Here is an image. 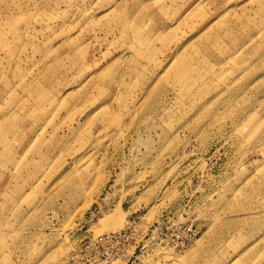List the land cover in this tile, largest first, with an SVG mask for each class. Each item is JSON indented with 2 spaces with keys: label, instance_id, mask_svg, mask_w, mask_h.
<instances>
[{
  "label": "rangeland",
  "instance_id": "1",
  "mask_svg": "<svg viewBox=\"0 0 264 264\" xmlns=\"http://www.w3.org/2000/svg\"><path fill=\"white\" fill-rule=\"evenodd\" d=\"M250 178L264 0H0V264H222L195 239ZM128 219L129 242L95 240ZM155 221L195 237L133 252Z\"/></svg>",
  "mask_w": 264,
  "mask_h": 264
},
{
  "label": "crops",
  "instance_id": "2",
  "mask_svg": "<svg viewBox=\"0 0 264 264\" xmlns=\"http://www.w3.org/2000/svg\"><path fill=\"white\" fill-rule=\"evenodd\" d=\"M222 204L223 211L217 214V221L213 224L209 222L205 231L195 240L200 239L206 231H209L207 235L215 233L212 238L213 243H216L214 249L226 251L230 255L222 264H231L237 259L238 264H248L247 258L245 261L242 259L244 252H264V180L250 178L238 181L229 196H223ZM229 206L231 213L226 212ZM120 208L122 209L121 205ZM263 262L258 264H264Z\"/></svg>",
  "mask_w": 264,
  "mask_h": 264
},
{
  "label": "built area",
  "instance_id": "3",
  "mask_svg": "<svg viewBox=\"0 0 264 264\" xmlns=\"http://www.w3.org/2000/svg\"><path fill=\"white\" fill-rule=\"evenodd\" d=\"M136 222L132 219H128L124 226L117 231H110L107 233L99 234L95 237V240L100 242L115 241L120 242L122 245L125 242H129L134 235V229ZM196 231H191L182 234L179 232V226L177 223L173 224V227L162 229L159 222L155 221L150 224L148 229L142 237L145 236L142 242H138L133 252L137 250L138 254L147 255L148 252L158 251L159 254H177L186 249L195 237Z\"/></svg>",
  "mask_w": 264,
  "mask_h": 264
},
{
  "label": "bare ground",
  "instance_id": "4",
  "mask_svg": "<svg viewBox=\"0 0 264 264\" xmlns=\"http://www.w3.org/2000/svg\"><path fill=\"white\" fill-rule=\"evenodd\" d=\"M122 211L121 209H118L113 213V215L110 216V224L112 226H117L119 224V221L121 220Z\"/></svg>",
  "mask_w": 264,
  "mask_h": 264
}]
</instances>
